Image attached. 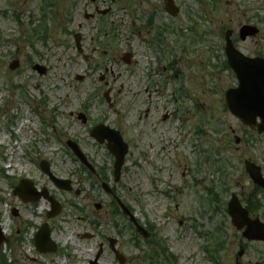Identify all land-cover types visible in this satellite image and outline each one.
<instances>
[{"label":"rangeland","instance_id":"1","mask_svg":"<svg viewBox=\"0 0 264 264\" xmlns=\"http://www.w3.org/2000/svg\"><path fill=\"white\" fill-rule=\"evenodd\" d=\"M174 4L176 18L164 12L163 0H0V226L10 244L2 250L7 264H89L97 254L98 264H119L107 238L116 239L123 264H167L161 256L145 258L152 249L135 245L124 220L115 223L98 181V170L111 168L113 158L91 139L95 123L120 132L129 148L121 178L114 184L110 173V186L140 223L154 228L176 264H235L240 247V264H264V244L245 241L226 215L231 195H242V205L249 197L252 217L264 222V192L243 167L249 160L264 177V136L225 110L224 92L236 81L222 69L228 30L238 51L264 59V0ZM42 25L47 34L33 38ZM242 25L256 26L258 35L240 42ZM124 54H131L128 65ZM33 65L47 73L38 75ZM86 107L83 124L76 116ZM67 141L96 167V177ZM42 161L70 192L41 172ZM22 179L48 191L62 207L59 216L47 220L43 200L22 204L13 195ZM45 222L53 228L54 254L33 246Z\"/></svg>","mask_w":264,"mask_h":264},{"label":"water","instance_id":"2","mask_svg":"<svg viewBox=\"0 0 264 264\" xmlns=\"http://www.w3.org/2000/svg\"><path fill=\"white\" fill-rule=\"evenodd\" d=\"M166 12L173 17L177 15L178 10L172 5V0H165ZM232 32L227 31L225 34V55L229 67L235 74L238 86L233 89H229L225 93V104L228 111L232 116L240 120V122L251 128H256L258 134L264 133V60L260 58L247 59L242 54L237 52L231 41L230 36ZM257 34V30L253 27L243 26L239 30V38L241 41H245L248 37H253ZM76 45L79 48V37H75ZM80 50V49H79ZM125 62H128L127 60ZM18 64L14 62L10 66L13 69ZM33 70L37 71L40 75L45 74V69L35 66ZM257 119L260 120V124L257 125ZM92 131L91 137L96 138V141L103 144L107 142L106 148L108 152L114 156L115 161L113 164L115 182L120 179V170L124 163V157L127 154L128 148L123 143L121 136L118 132L110 130L104 126H98ZM239 143V140H236ZM69 147L73 150L74 154L84 163V158L80 154L78 147L73 143H68ZM40 168L49 177V179L59 188L63 190H69L68 183L58 180L50 173L48 165L42 163ZM245 170L248 173L251 181L254 185L264 190V179L260 174V169L250 162H245ZM29 183L21 181L20 188L15 189L14 194L23 200V202H37L41 198L46 199L51 204V211L47 214V218H52L59 214L60 207L50 197L48 193H36L32 189L27 191ZM105 191L109 193V190L104 187ZM121 209L124 207L120 205ZM98 208V207H97ZM126 214L128 212L124 210ZM227 214L231 220V224L236 230L241 231L244 229L242 236L248 241H260L264 242V224L260 223L258 219L251 220L248 217V213L244 210L238 199L232 195L229 203L227 204ZM16 215V214H15ZM130 220L136 227V230L144 234V231L137 225L136 221L130 216ZM5 241L4 236L0 230V247ZM116 241L110 240V247L114 250ZM34 246L40 253L54 252L56 247L50 240V231L46 224H44L37 232L34 238ZM243 255V251L240 250L237 257L240 258ZM122 263V258L117 256ZM98 256L90 264H97Z\"/></svg>","mask_w":264,"mask_h":264},{"label":"trees","instance_id":"3","mask_svg":"<svg viewBox=\"0 0 264 264\" xmlns=\"http://www.w3.org/2000/svg\"><path fill=\"white\" fill-rule=\"evenodd\" d=\"M203 4H206V3H204L202 0H200ZM208 4H210V5H212L213 7H215V6H217V4H218V0H205ZM44 32H46V30H45V28H44V30H42L41 31V33H44ZM224 68L226 69V70H228V67H227V65H226V63L224 62ZM107 171V170H106ZM158 242V241H157ZM159 244V243H158ZM161 247V246H160ZM161 249L163 250V247H161ZM0 264H6V261L3 259L2 261H1V263Z\"/></svg>","mask_w":264,"mask_h":264},{"label":"flooded vegetation","instance_id":"4","mask_svg":"<svg viewBox=\"0 0 264 264\" xmlns=\"http://www.w3.org/2000/svg\"><path fill=\"white\" fill-rule=\"evenodd\" d=\"M253 58V57H252ZM84 117H85V120H86V123L88 122V117L86 115V110H84ZM95 176H96V171H95ZM77 196H80V195H77ZM145 227L147 228V225H145Z\"/></svg>","mask_w":264,"mask_h":264},{"label":"bare ground","instance_id":"5","mask_svg":"<svg viewBox=\"0 0 264 264\" xmlns=\"http://www.w3.org/2000/svg\"><path fill=\"white\" fill-rule=\"evenodd\" d=\"M21 127H22V125H21ZM0 141H1V142L4 141V138H3V137L0 138ZM1 229H2L3 232H5V230L2 228V226H1Z\"/></svg>","mask_w":264,"mask_h":264}]
</instances>
